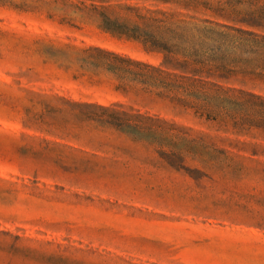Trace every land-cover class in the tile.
Instances as JSON below:
<instances>
[{
  "label": "rangeland",
  "instance_id": "1",
  "mask_svg": "<svg viewBox=\"0 0 264 264\" xmlns=\"http://www.w3.org/2000/svg\"><path fill=\"white\" fill-rule=\"evenodd\" d=\"M100 24L88 2L0 0V264H264V129L116 90L91 46L161 55ZM256 51L223 36V64ZM225 82L264 96L258 75ZM112 103L149 128L107 124L95 105ZM161 119L202 137L204 157L169 156Z\"/></svg>",
  "mask_w": 264,
  "mask_h": 264
},
{
  "label": "trees",
  "instance_id": "2",
  "mask_svg": "<svg viewBox=\"0 0 264 264\" xmlns=\"http://www.w3.org/2000/svg\"><path fill=\"white\" fill-rule=\"evenodd\" d=\"M146 1L79 0L98 10L102 29L136 40L146 52L161 55L155 65L91 46L111 58L107 69L117 78L116 90L155 94L206 120L228 119L236 133L264 129V96L225 82L235 73L264 78V5L222 0ZM223 36L263 51L255 52L249 66L233 60L223 64ZM95 106L108 115L106 123L116 129L149 128L133 120L132 108L125 110L115 103ZM159 136L162 148L172 157L183 159L192 153L203 158L198 147L208 148L202 137L193 138L189 129L164 119Z\"/></svg>",
  "mask_w": 264,
  "mask_h": 264
}]
</instances>
